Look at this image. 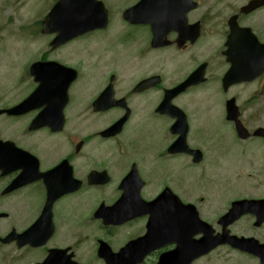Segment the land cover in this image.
<instances>
[{
	"label": "flooded vegetation",
	"instance_id": "obj_1",
	"mask_svg": "<svg viewBox=\"0 0 264 264\" xmlns=\"http://www.w3.org/2000/svg\"><path fill=\"white\" fill-rule=\"evenodd\" d=\"M188 9L186 10V0H180L176 2L175 0H169V7L171 8L172 18H180L181 16L186 17L188 23V34L184 33L182 29L177 32L175 27L171 29L164 40L168 43V47L163 48H153L152 47V31L150 26L144 25L140 27L142 30L141 36L137 37L134 41L135 46L134 50L130 53H126L128 50L126 46L130 44V39L132 34L127 37V32L124 31L120 37H114V33L111 38V43L107 44L108 49L105 51V66L106 70L111 67H115L118 64H126L127 62L132 61L130 59L134 53L137 57V69L147 68L149 71L156 69L160 70L163 65L173 72L178 71V77L181 79L178 82L184 80L189 76L195 69H198L202 65L205 66V72L211 77L209 79L210 86H215L217 91L216 98L221 99L224 103V109L226 104L231 103V107L236 104L239 112L240 121L244 126L249 124V121H258L260 116L264 117V84L260 85L257 89V93L252 91L251 94H247V91L244 87V84L238 85L233 84L231 77L226 76L227 71L235 68L245 69L247 68L246 62L247 58H241L244 55L245 49L250 45V37L254 35L255 39L258 40L261 44H264V0H188ZM7 6L10 7V0H6ZM8 11V10H6ZM183 14V15H182ZM126 25V24H125ZM130 26V25H126ZM196 29L199 31V36L195 41L191 42L189 35H192ZM123 31V30H121ZM186 32V31H185ZM252 33V34H251ZM231 40V38H234ZM120 45L122 47L121 52L115 51V49ZM209 45L210 47H208ZM150 56V59H146ZM76 57V56H75ZM158 58L157 60H155ZM241 58V61L239 60ZM48 59V55H43L40 60ZM155 60V61H154ZM241 62V63H240ZM155 63V64H154ZM234 64H240L238 66H233ZM109 66V67H108ZM80 76L84 74L85 68L84 65L80 68L79 62L76 59L73 61L72 66ZM211 71H214L211 73ZM114 74H110L102 80V86L100 92L108 87V85L113 82V88H115L116 80L112 81ZM207 80V75H206ZM115 81V82H114ZM142 81V80H141ZM206 81L203 84L197 85L188 89V92L194 89L201 91V87L205 86ZM138 84V83H137ZM242 87V88H240ZM116 93V92H115ZM138 96L133 93L132 90L130 93H127L124 96H120L126 101L128 108H130V116L125 123L132 119L133 108L131 107L134 102V98ZM182 95H179L175 98L174 101H178ZM198 97H204L198 95ZM116 99H118L115 96ZM173 101V102H174ZM183 110L186 112L187 121L189 115L187 113V108L190 106L187 101L181 102ZM90 112L87 111V117L84 119V123L87 126V134L80 133V141L77 142V146L80 144V148L77 149L76 144L71 145V151L67 156L65 147L62 144V133L54 135L51 133L47 136L46 139L42 135L35 134L34 149H31V152L35 154L39 160L38 162V171L39 174H46L47 172H52L55 170L58 165L61 163V159H58L60 155H66L67 161L72 167L73 173L76 178H78L82 184L88 179V175L91 172L105 171L108 173L110 178L109 183L99 186H84V194H88V197L84 198V201H81L83 208L92 210L89 212L91 217L89 218L96 227L95 232L83 227L81 229L74 228V225L77 224V213L75 211V206L77 202V195L81 193H76V199L73 201L74 205L71 208L73 210V218L68 223L69 226H66L63 222L67 221V218H62L58 223L56 221V214L58 215V210H53L54 223H55V234L56 238L54 240V245H51L50 241L46 243L43 247H28V251L23 256L22 264H111L110 260L103 255L109 250L111 253H118L123 245L121 243L126 242V238L129 240H134L142 238L145 234V224L146 219L141 218L137 220L138 226L131 228L129 232L121 233L119 232L118 227L104 226L100 221L95 220L94 216L96 210L98 212V205L94 207V192H97V196L104 195L106 188L108 191L105 194L109 193V190H116L117 198L121 195V190L119 186L121 181L127 176V173L132 168V165H136L140 180L143 182V187L141 189V196L143 195L144 200L151 201L156 198L165 188L173 187V181L168 180L167 185L159 187L156 180L154 179V174L149 169V167L142 166L141 164H136V162H153V154H150L151 158L145 157H136L130 159H117L115 162H104L101 160L98 164H94V159H91L87 156H82L86 150L87 155H90L89 145L96 143L97 146L102 144H107L111 142L117 143V151H121L122 147L124 150L135 149L136 146L132 145L130 141L119 142L120 138L124 136V130L113 138H104L102 137V131L111 127L114 123L121 119L126 114V109L116 108L109 112H113L110 115L108 126L102 128V130H95L92 128L90 131V124L94 126L98 125L102 121L101 116L109 113H95L92 110V105L87 108ZM106 118V117H105ZM101 119V121H100ZM92 121V122H90ZM104 122V119L103 121ZM174 120L168 119V127L166 132H164V143L163 151L174 142L177 138L176 136H171L169 131L171 126L174 124ZM102 124V123H101ZM231 125L232 131H234V124ZM189 125V123H188ZM124 128V127H123ZM264 128V126H263ZM83 133L86 130H82ZM190 131V127H189ZM65 132V133H69ZM64 133V134H65ZM28 134V133H27ZM79 134L75 130V137ZM30 135V134H29ZM249 140H255L250 142L249 145L244 146L240 145L239 149L235 154L236 162H261L262 164L253 169V172L259 178V183L254 186L253 191H246L243 198L247 199H264V195L259 196L255 191L259 190L262 187L264 192V139L251 137ZM25 145L29 143V137H25ZM28 146V145H27ZM29 147V146H28ZM102 147V146H101ZM192 148V147H190ZM197 147H193L196 149ZM143 151V150H142ZM177 157L184 158L185 161L189 162L191 158L187 155H173ZM170 157V156H169ZM83 158V161H82ZM175 158V157H170ZM91 162L92 167L87 169L84 172L83 165L81 166L79 162ZM88 168V167H87ZM143 170L146 174L143 175ZM63 172V170H61ZM21 171L16 170L11 172L6 176H2L0 173V189H4L6 186L10 185L14 179L20 175ZM260 174V175H259ZM79 175V176H77ZM249 179H252V174H249ZM227 177L223 176L222 181L227 182ZM44 178L38 179L32 183L20 186L19 188L11 191L9 194L2 197V203L10 205V210L13 211L11 216L12 221L20 227L22 230L26 228L29 224L28 222L33 217V211L36 207V203H39V200L46 198L45 187L42 183ZM154 179V181H153ZM229 181H235L233 178H230ZM111 185V186H110ZM110 186V187H109ZM242 190L239 184H232L230 191L239 192ZM243 192V191H242ZM83 194V193H82ZM75 195V194H73ZM71 195V196H73ZM90 195V196H89ZM27 202L35 204L34 207H27ZM43 202L41 206L43 205ZM113 201H105L106 206L112 205ZM65 211V209H63ZM62 211V212H63ZM88 215V214H87ZM32 216V217H31ZM73 220V226L71 224ZM2 234L6 232V228H2ZM90 248H92V254L90 255ZM172 247H169L171 249ZM54 249V250H52ZM52 254L50 255V251ZM59 251V252H56ZM164 250H157L150 253L146 256L140 264H155L159 255ZM121 261L126 262V258L121 257Z\"/></svg>",
	"mask_w": 264,
	"mask_h": 264
},
{
	"label": "rangeland",
	"instance_id": "obj_2",
	"mask_svg": "<svg viewBox=\"0 0 264 264\" xmlns=\"http://www.w3.org/2000/svg\"><path fill=\"white\" fill-rule=\"evenodd\" d=\"M134 2L135 0H108L107 5L114 11H118V17L121 21V13ZM48 7L49 5L45 4L43 0H10V7L7 6V2L0 0V107L16 103L23 94H26L28 90L26 88V82L21 78L23 74V64L27 63L32 55L27 48H33L34 46L37 51H39L44 47L40 40L35 41V37L28 35L36 32L38 22L41 20L42 15L47 12ZM6 10H8V12H6ZM122 27L123 26L120 27L119 22L116 20L115 28L121 31ZM112 35L113 31H109L106 35L99 37V45L94 52V57L99 55L107 44L111 43ZM121 35L122 33L118 32L115 37H120ZM112 39L115 38L113 37ZM117 46L118 47L115 49V51L121 52L122 47L120 45ZM207 46L210 47L209 45ZM68 48L75 53L76 44H71L68 46ZM126 48L128 49L126 53H130V47L126 46ZM86 52L87 50L82 51L81 48L77 46L75 54L80 57ZM6 54L8 55L6 56ZM40 55L41 53L37 54V58H39ZM5 56L7 59H5ZM59 58L68 65H73L70 62L71 59L78 60V58H76L74 55L67 54L65 57H63L61 53H59ZM131 59L132 61L130 62V65L118 64L115 67L110 66V68L107 70L106 67L100 66L97 68L98 70L93 71L92 69L94 67H91L92 73L90 74L89 78L82 80L77 86V91L74 93V102L76 108L73 113L78 110L79 106H81L85 100L89 101L93 98V96L98 92L96 90L99 89L101 85L98 84V86L95 87V90H93V92L88 95L90 89L93 87L95 82L99 81V76L100 79H103L107 75L108 71H113L116 77L119 71L120 76L117 77L119 89H122L124 84L128 87L136 82L139 78L149 75L150 71L147 70L146 75H143L144 71H141V69L136 70V65H131L133 61L135 64H137L134 53L127 61ZM157 59L158 58L155 60ZM98 61H102V58H100ZM90 62L91 59H87L85 64L89 65ZM130 66L132 67V70H135L136 73L132 71V73L121 77V75ZM154 72L165 80V84H168L170 79H174L176 77L174 76V72L171 70L161 72L158 71V69H154ZM213 72L214 71H211V73ZM121 80L123 81L120 83ZM209 92L210 91L208 88L201 91V94L206 96V100L209 99ZM152 94L153 92H148L143 94L142 98H140L141 103H138L136 106V109L139 113L134 118V120L132 119L127 124L125 129L126 132L119 140L120 143L126 140L132 141L133 146H140L141 149H127L121 152L124 150L122 147V150L119 152L116 150V146L112 143L102 144L101 146L103 147H98L94 142L89 145L90 155H87L85 150L84 156L94 159V161H92L94 162L93 165L98 164V162L101 160L104 162L103 165H105L106 162H110L109 159H111V162H115L117 159H130L135 157H145L150 159V154H153V162H141V164L146 165L153 170L154 168H157L159 171L155 175L159 181H173V187H171L173 188V191L176 192V194L182 199L184 203H190L197 206L201 217L209 221L215 217L216 213L222 210L224 206V199L228 198L229 201L236 200L237 196L248 194L242 192V190L239 192L230 191L232 184H241L245 191H251V189L247 187L248 185H251L248 183L249 174L254 168L261 165L262 163L232 162L231 157L222 156V153H225L224 146L226 142L233 136H225L224 131H227V125L226 122L223 121L220 113H217L212 107L214 102H197L196 104H191L188 107L190 123L192 126L190 130V139L193 141V143L195 142V145L198 148L203 150L205 155V163H202L200 166H193L190 162H183L180 164L179 162H181V158H179V160L178 158L171 159L168 155V157L164 156L163 148L164 143L166 142L164 139V132L160 130L159 122L153 120L156 118V116L152 115L150 110L143 111L144 106L145 109L147 106L150 107L151 110L154 109L157 101H159V92H155V96ZM89 105L90 104H88L82 112H87V107ZM4 118H0V137L2 138L10 137V130L5 128L7 122L1 121ZM106 118L109 119V117ZM22 122L23 121L15 122V127H19ZM263 123L264 121H261L258 124H256L255 121H249L248 128H254L257 125H261ZM12 124H14V122L12 119H10V125ZM89 124L90 131L92 128L98 130L95 125L93 126L92 123ZM143 124H145L148 128H150L153 124L154 127L151 128L148 135L143 138H131L133 132L138 130ZM98 125H100L99 130L107 126L105 122L102 124L99 122ZM70 128H75L77 132H80L82 128L87 130V126L77 122L75 117L71 118ZM211 140L217 142L216 146H213L209 142ZM128 155H130V157ZM89 161L90 160L87 162H80V164H84L83 167L86 166V169H89L92 166L91 162ZM224 175H232L227 177L226 183L222 181V177ZM230 178H233L235 181H229ZM236 180H238L240 183ZM218 185L221 186V189L226 188V192L223 195L219 194L216 187ZM255 193L259 196L264 195L262 188L255 191ZM86 196L87 195L84 194L83 198L77 200L78 203L76 204L75 211L78 215V223L74 225V228L81 229L83 227L87 228L89 226L91 231L99 234L96 232L95 225L89 219L91 217V214H89L90 210L88 212L87 207L83 208L81 204V201H84ZM114 197L115 193L110 192L107 194L106 200L112 201ZM72 199L73 197H70V202L64 201L59 206L65 209V211L62 212V217L67 218V221L63 222L66 226H69L68 223L74 217L73 210L71 211V208L74 205V200ZM67 203H70L69 211H67L64 207V205ZM7 206L8 204L0 203V210H4ZM86 213H88V215ZM71 224L73 226V220ZM241 232L254 236L257 239L259 238L260 240H264V238L258 237L255 233L251 232L249 223L243 227ZM121 245H123V243H121ZM91 254L92 248H90V255ZM199 264H258V261L252 257L236 253L229 248L223 247L216 250L215 253L207 256L206 258H203Z\"/></svg>",
	"mask_w": 264,
	"mask_h": 264
},
{
	"label": "water",
	"instance_id": "obj_3",
	"mask_svg": "<svg viewBox=\"0 0 264 264\" xmlns=\"http://www.w3.org/2000/svg\"><path fill=\"white\" fill-rule=\"evenodd\" d=\"M78 3L79 0H62V2L59 3L58 6L52 10L50 15L44 22L45 25L49 26V31H54V27H57V30L60 31L61 36L64 37L60 43L66 41L68 39L66 37L68 36L74 37L73 33L75 29L74 24L69 19H65L63 21H56L55 17L59 13L66 15L67 11L69 9L76 8L78 6ZM85 6L86 0H84V8ZM84 8H82V16L84 15ZM134 12L135 9L132 8L127 12L124 18L128 21H131V19L134 17L131 13ZM82 16H80V26H78V34L82 33L85 27L84 21L81 18ZM58 42L59 40H56L55 45H57ZM39 70H41V68H39ZM185 87V85H182L178 87L177 90L170 92L169 94L175 95L177 92L182 91ZM169 94H166L164 104L161 107H164L165 105L168 106V101L170 99ZM98 106L101 105L97 104L96 108ZM28 109L29 108L27 105V101H25L16 108L8 111L7 113L9 115H21L25 113ZM164 109L165 108H163V110ZM39 117H41V115H38L37 118ZM116 130L117 127L114 126L110 130H107L106 132L102 133V135H114L113 132ZM178 147H181V144ZM195 153L197 154V152H194V154ZM197 161L198 159L195 160V162ZM103 176L104 175L102 174L101 177ZM120 204H122V202ZM166 206L168 207L167 216L169 219L172 218L171 222L166 217L164 218L163 215V213H165L166 211ZM148 208L152 216L157 214L150 224V228H153L155 236H160V234L166 235L167 233H171V238L176 240V249L172 251L169 256L162 257L158 264H190L195 258L209 253L211 250L222 244H228L234 248H238L240 250L257 255L261 257V262L262 264H264V253L262 252V246H259L253 240L238 239L237 237L230 236L228 231H223L221 235L213 237L211 229L207 227L206 224L198 220L197 214L193 207H182L176 199L171 197L166 201L160 199L153 204H149ZM247 211V203L239 202L233 206V209L229 212L227 217L229 216L230 221H232L233 219L240 217ZM199 233H202L204 237L199 241L192 240L193 236ZM3 242H5V240Z\"/></svg>",
	"mask_w": 264,
	"mask_h": 264
}]
</instances>
